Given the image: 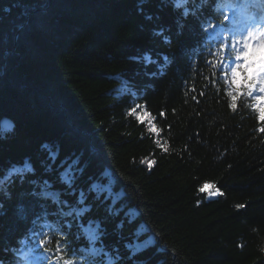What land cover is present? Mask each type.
<instances>
[{
	"label": "trees",
	"instance_id": "1",
	"mask_svg": "<svg viewBox=\"0 0 264 264\" xmlns=\"http://www.w3.org/2000/svg\"><path fill=\"white\" fill-rule=\"evenodd\" d=\"M215 5L0 0V262L62 236L76 264H264V121L206 63Z\"/></svg>",
	"mask_w": 264,
	"mask_h": 264
},
{
	"label": "snow or ice",
	"instance_id": "2",
	"mask_svg": "<svg viewBox=\"0 0 264 264\" xmlns=\"http://www.w3.org/2000/svg\"><path fill=\"white\" fill-rule=\"evenodd\" d=\"M177 6L187 5L188 0H176ZM202 3L207 4L208 0H202ZM231 4L229 0H216V5L213 8L214 12L220 15V22L213 23L209 18L204 23L207 27L204 29L205 34L210 43L218 45L214 50L209 51L208 56L210 59L206 60V63L213 69L220 72L224 82H228V74L231 75V84L237 83V76L240 70L243 69V78L248 88L247 96L251 97L257 102L254 107L259 112V119L264 121V107L259 106V102L264 100V95L253 96V91L264 93V24L257 21L255 17H250L251 23H249L244 31H230L228 25L225 22L232 20V17L224 13L225 8H230ZM185 14L187 9L185 8ZM219 29V31H217ZM146 61L152 62L150 58L146 57ZM249 72L251 74H249ZM216 75V71L212 73ZM234 91L238 92L239 89ZM228 95L231 97V107L233 110L237 109L238 96L233 94V91H229ZM142 107V106H137ZM136 113V108L132 109V114ZM163 115V113L161 114ZM261 132H264V127L260 128ZM159 143V141H157ZM166 150V149H165ZM145 162V161H142ZM148 167L151 168L154 161H147ZM30 165L25 163L23 168H13L9 173H22L24 171H31ZM3 181H0L2 184ZM208 185L205 184L200 191L203 192ZM213 193H209L212 195ZM221 194V193H216ZM242 207V206H241ZM23 211V210H21ZM69 215L71 213H68ZM34 224L36 221L33 222ZM42 227L52 229V225L45 223ZM33 235H37L35 232ZM40 238L36 240L39 247L43 248L44 252H52L53 249L49 245L53 242V237L48 232H42L38 234ZM95 239V237H92ZM63 237L60 236L55 240V256L54 261L50 260V264H76V261L67 257V250L64 248ZM75 255V254H73ZM45 259H49L45 257Z\"/></svg>",
	"mask_w": 264,
	"mask_h": 264
},
{
	"label": "rangeland",
	"instance_id": "3",
	"mask_svg": "<svg viewBox=\"0 0 264 264\" xmlns=\"http://www.w3.org/2000/svg\"><path fill=\"white\" fill-rule=\"evenodd\" d=\"M254 1H255V0H250L248 3L251 4V3L254 2ZM239 2H240V1H238V2L235 3V7L237 6L238 9H240V8H241L240 6L242 5V4L239 3ZM260 3H264V0H260ZM247 5H248V4H247ZM259 5H260V4H259ZM253 7H254V6H253ZM236 9H237V8H236ZM256 15H257V14L254 13V12H253V13H250V12L248 13V12H247L246 14H243V18H244V20H245L246 22L251 23V21H250L249 18H250V17H255V19H256L257 21H259V22H261L262 24H264V20H261V19H259V18H256ZM261 15H262V14H261ZM246 19H247V20H246ZM262 19H263V18H262Z\"/></svg>",
	"mask_w": 264,
	"mask_h": 264
},
{
	"label": "bare ground",
	"instance_id": "4",
	"mask_svg": "<svg viewBox=\"0 0 264 264\" xmlns=\"http://www.w3.org/2000/svg\"><path fill=\"white\" fill-rule=\"evenodd\" d=\"M256 4H258V5L260 4V6L264 9V3H260V0H255L254 2H252L250 4L251 8H253V6H255Z\"/></svg>",
	"mask_w": 264,
	"mask_h": 264
}]
</instances>
